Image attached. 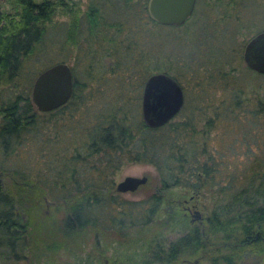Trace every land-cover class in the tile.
<instances>
[{
	"label": "trees",
	"instance_id": "16d2710c",
	"mask_svg": "<svg viewBox=\"0 0 264 264\" xmlns=\"http://www.w3.org/2000/svg\"><path fill=\"white\" fill-rule=\"evenodd\" d=\"M56 2L58 0H16L13 13L0 8V80L5 74L8 79L19 74L23 62L37 55ZM133 2L90 0L85 9L86 37L90 44L96 43L93 49L89 47L85 51L89 55L90 50L91 62L83 69L84 79L78 77L75 67L71 66L73 90L69 99L48 111L55 115L63 110L71 117L81 103L96 94L102 104L97 103L93 119L86 127L82 123V140H66V135L58 137L49 133L45 141L43 121L27 95L18 94L0 103V257L17 261L28 245L30 250L41 248L40 255L52 260L57 251L65 249L69 255L73 249H82L92 237L98 241L112 233L118 238L125 237L131 245H140L142 264L262 261L264 161L248 167L251 168L249 175L247 168L242 170L243 177L235 172L236 167L230 168L229 162L224 160L227 151L212 150L209 136L216 123L226 122V119L229 123L237 121L240 112L245 113L246 122L252 125L260 122L264 95L254 92L253 86L250 89L242 80L240 74L248 67L240 65L243 56L236 47H231L233 43H229L227 35L222 38L221 51H215L207 62H194L188 67L195 78L201 76L194 86L182 84L168 67L162 70L152 67L148 72L149 58L141 50L144 42L139 35L148 29L144 21L157 22L149 15L145 3ZM79 19L69 21L66 39L78 38ZM230 33L233 37L234 32ZM137 46L141 48L138 52ZM106 53L115 58L109 69L118 78L109 83L108 90H113L116 96L108 100L104 94L107 88L102 86L107 82L103 66L96 70L93 65L94 60L98 61L99 56ZM234 60L238 62L234 64ZM142 67L146 74L136 81ZM156 71H165L179 81L184 101L176 117L161 125L149 126L142 115L139 116L138 105L145 79ZM89 79H97L96 86L89 84ZM219 88L222 95L216 97ZM241 120L237 123L241 124ZM28 139L47 143V152L37 146V162L31 166L35 172H28L31 170L28 167L6 166L3 156ZM246 140L249 144L250 140ZM69 145H73L70 152ZM229 149L234 152L233 146ZM45 153L52 156L51 163H57L51 164L47 171L42 161ZM125 161L151 163L156 170V182L143 199H122L114 193L112 174ZM218 174H224L221 183ZM4 175L11 176L12 187ZM175 185L192 193L216 190L217 194L212 195L209 213L193 221L189 231L166 246L156 238L159 230L152 221L164 202L168 206L165 195ZM14 191L18 201L21 198L28 202L47 199L48 192L58 196L60 200L53 206L62 209L61 220L52 222L35 203L28 206V219H17ZM173 205L167 210L172 211ZM26 234L33 245L27 244ZM185 254L187 258L183 259Z\"/></svg>",
	"mask_w": 264,
	"mask_h": 264
},
{
	"label": "rangeland",
	"instance_id": "374dc122",
	"mask_svg": "<svg viewBox=\"0 0 264 264\" xmlns=\"http://www.w3.org/2000/svg\"><path fill=\"white\" fill-rule=\"evenodd\" d=\"M133 1V4L136 2L145 3L147 8V0ZM89 2L90 0H58V3L56 2L55 13L52 16V20L48 23L49 27L47 28L43 45L38 50L37 55L31 56L23 62L19 74H15L11 79H8L6 74L1 78L0 103L8 99H13L18 94L27 95L31 98V85L39 69L45 68L60 60L67 61L70 66H74L78 77L84 79L83 69L89 66L88 63L91 62L92 57L90 56V50L89 55L85 51L89 47L93 49L96 45L95 42L90 44L86 37L87 20L84 12ZM0 8L3 11L13 13L16 9V0H0ZM193 12L192 17L190 16L180 25L154 23L147 19L144 21V24L148 29L145 32L142 31L139 35L143 39L144 45L142 44V49L138 46L135 47L137 52L141 49L148 55L149 63H147L148 65L146 67L148 72L153 68L162 70L168 67L171 72L178 75L179 81L188 87L194 86L196 80L201 78V76L195 78L194 73H191L188 67L191 68L190 65H193L194 62H207L215 51H221L223 47L222 38L225 35L230 37L229 43H233L231 47H236L238 52L240 51L239 55L241 56L247 40L257 31L264 29V0H196ZM74 18H80L79 20L81 22L78 38H73V40L66 39L69 21ZM230 32H234L233 37L230 36L232 35ZM99 57L98 61L94 60L97 62L93 61V65L96 67V70L103 66V72L106 75L107 82H104L102 86L107 88L104 94L106 93L108 100L116 96L113 90H108L109 83L118 80L109 69L115 58L107 53ZM240 60V65L242 64L243 66L246 64L243 61L244 59ZM236 62L238 61L234 60V64ZM142 68V72L139 70L136 77L134 76L137 79L136 81L143 78L144 74H146L144 71L145 68ZM92 69L94 70V68ZM240 76L245 83L251 86L250 89L253 86L254 92H259L264 95V75L261 72L248 67L245 68ZM90 83L96 86L98 80L89 79ZM221 89H217L216 97L222 95ZM92 90L94 94V89L92 88ZM96 98L97 96L94 94L85 103H81L78 109L71 114V117H67L69 113L66 112L65 114V112H62L63 110L58 114L51 115L52 112L49 113V110H39L33 103L34 109L40 115L44 124L43 134L45 137L43 139L46 141V136L51 133L50 135L53 134V136L58 137L66 135V140L72 138H74L73 141L77 142L79 141L76 138H81L82 140V123L86 127L87 122L93 119V109L97 108V103L102 104ZM138 113L141 117L140 101ZM1 116L2 113L0 111V121ZM239 116L240 119H243L241 120V124L237 123L240 122V119L230 123L229 119H226V122L222 120V122L216 123L211 129L209 138L210 142H212L210 144L212 150L219 148L227 151V154L223 156L224 160L229 162L228 165H231L230 168L236 167L234 169L235 172L243 176L242 170L247 168L246 173L249 175L251 168L248 169V167L264 161V111L260 114V122L254 125L246 122L247 120L244 117L245 113L240 112ZM70 125L75 127L72 128ZM56 126H59L58 129H55ZM246 139L250 140L249 144ZM42 144L30 142L28 139L1 158L5 161L6 166L17 167L18 169L28 167L31 169V166L37 162L39 155L37 146L40 145L44 148L42 151L47 152V143L43 144L44 146ZM62 145L59 146V150L62 148ZM72 146H68L69 152ZM229 146H233L231 150H234V152H230ZM248 149L251 150L248 151ZM49 158L52 159V156H49L47 153L42 158L46 171L50 170L51 164H57L56 161L51 163ZM42 161L40 162L42 163ZM57 161L58 163L60 162L59 157H57ZM35 168L37 167L35 166ZM28 172L33 173L35 171L31 169ZM125 175H146L147 183L140 184L134 190L114 191L122 199H143L152 190L151 187L156 182V170L151 163L147 162L125 161L112 174L114 184ZM9 176L4 175V178L12 187V178ZM223 177L224 174H218L219 183H221L220 181H224ZM51 183H54V181H51ZM217 187L216 185L214 189ZM13 193L17 219H20L19 217L24 221L28 219V206H33L35 203L43 212L48 210V216L53 219L51 220L52 222L61 220L63 216L62 209L55 208L53 205V207L51 206L50 208L49 206L47 208L44 198L33 200V202H28L24 198L18 201L16 191ZM215 193L217 194L216 190L192 193L186 191L179 185L173 186L165 195L169 202L168 206L164 202L162 209L155 215L152 221L156 227L155 229L159 230L156 233V238L164 242L167 246L170 241L176 240L179 236L189 231L190 226L197 220L192 217L193 213L197 211L201 216L200 218L206 216L211 210L212 195ZM47 194V200L49 201L58 202L60 200L58 196L51 192ZM172 203H174L171 206L172 211H168L167 209H169ZM26 237L28 239L27 244L31 242L32 244L30 245H33L30 236L26 234ZM131 244L132 242L128 241L125 237L118 238L112 233H109L108 236L100 238L98 241H95L92 237L82 249H73L74 251L69 255L65 249L57 251L55 253L56 258L51 257L52 260L47 259L45 255H40L41 248L34 250L32 247L30 250L27 245L22 258L14 261L13 259L6 260L2 256L0 257V264H36V262L38 264H142L143 256L140 245H135V243L133 245ZM186 258L187 254L184 255L183 259ZM105 260L108 262H105ZM246 264H264V259L262 261H249Z\"/></svg>",
	"mask_w": 264,
	"mask_h": 264
},
{
	"label": "water",
	"instance_id": "95a60500",
	"mask_svg": "<svg viewBox=\"0 0 264 264\" xmlns=\"http://www.w3.org/2000/svg\"><path fill=\"white\" fill-rule=\"evenodd\" d=\"M195 5L196 0H147L152 19L167 25L184 23L192 15ZM242 56L248 67L264 73V29L247 40ZM72 90L71 66L60 60L37 73L31 86V100L39 110H51L64 104ZM183 101L184 91L175 77L165 71L153 72L145 79L142 89V118L149 126L161 125L174 117ZM146 181V175H125L115 184V190H134Z\"/></svg>",
	"mask_w": 264,
	"mask_h": 264
},
{
	"label": "flooded vegetation",
	"instance_id": "af4514ba",
	"mask_svg": "<svg viewBox=\"0 0 264 264\" xmlns=\"http://www.w3.org/2000/svg\"><path fill=\"white\" fill-rule=\"evenodd\" d=\"M46 111H48V110H46ZM176 115V114H175ZM114 191H118V190H115V186H114ZM119 192V191H118ZM45 196V195H44ZM45 199V198H44ZM45 203H46V205H47V208L49 207V206H51V205H53V204H57L56 202H53V201H49V200H47V199H45ZM46 214H49V212H48V210H45L44 211ZM196 212V211H195ZM193 213V215H192V217L194 218V219H199L201 216H199V214L197 213ZM193 220V219H192ZM105 262H108L107 260H105Z\"/></svg>",
	"mask_w": 264,
	"mask_h": 264
}]
</instances>
